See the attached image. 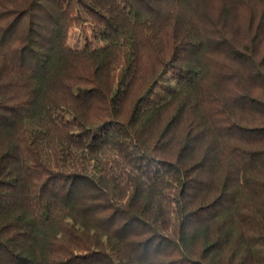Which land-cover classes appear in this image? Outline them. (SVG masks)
<instances>
[{
  "label": "trees",
  "instance_id": "obj_1",
  "mask_svg": "<svg viewBox=\"0 0 264 264\" xmlns=\"http://www.w3.org/2000/svg\"><path fill=\"white\" fill-rule=\"evenodd\" d=\"M0 264H264V0H0Z\"/></svg>",
  "mask_w": 264,
  "mask_h": 264
},
{
  "label": "rangeland",
  "instance_id": "obj_2",
  "mask_svg": "<svg viewBox=\"0 0 264 264\" xmlns=\"http://www.w3.org/2000/svg\"><path fill=\"white\" fill-rule=\"evenodd\" d=\"M80 30L78 29H72L71 36L69 38L68 44L71 47H81L87 43H92L94 45H102V41L95 40L90 32L84 31V33H79ZM79 33V34H78Z\"/></svg>",
  "mask_w": 264,
  "mask_h": 264
}]
</instances>
